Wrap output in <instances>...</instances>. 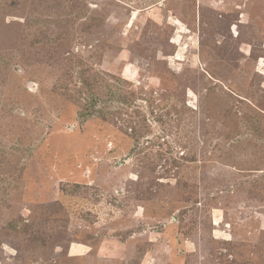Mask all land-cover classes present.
<instances>
[{"label": "rangeland", "instance_id": "obj_1", "mask_svg": "<svg viewBox=\"0 0 264 264\" xmlns=\"http://www.w3.org/2000/svg\"><path fill=\"white\" fill-rule=\"evenodd\" d=\"M0 55V264H264V0H0Z\"/></svg>", "mask_w": 264, "mask_h": 264}, {"label": "trees", "instance_id": "obj_2", "mask_svg": "<svg viewBox=\"0 0 264 264\" xmlns=\"http://www.w3.org/2000/svg\"><path fill=\"white\" fill-rule=\"evenodd\" d=\"M0 60L2 61V63H3L4 65H7L8 62H9V61H7V58L2 57L1 55H0ZM86 106L89 108L90 106H92V103L89 102V103H87ZM253 171H257V170H253Z\"/></svg>", "mask_w": 264, "mask_h": 264}]
</instances>
